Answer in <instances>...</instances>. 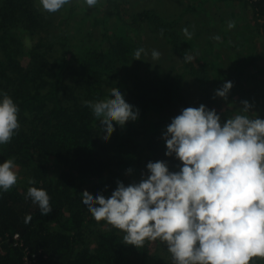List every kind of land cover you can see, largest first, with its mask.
I'll return each instance as SVG.
<instances>
[{"label":"trees","instance_id":"trees-1","mask_svg":"<svg viewBox=\"0 0 264 264\" xmlns=\"http://www.w3.org/2000/svg\"><path fill=\"white\" fill-rule=\"evenodd\" d=\"M135 4L100 0L90 8L72 0L47 13L36 0H0V91L20 109V129L0 145V163L18 165L17 183L0 193V264H23L13 233L38 253L36 264H172L159 241L125 245L122 233L91 217L81 192L109 196L117 179L138 182L149 161L165 160L177 170L160 137L183 108L205 104L226 120L247 100L250 115L264 119V53L257 48L264 0H172L162 9ZM141 47L147 55L133 60ZM188 55L195 59L185 62ZM226 81L233 83L228 100L213 98ZM116 89L140 115L124 128L114 125L104 143L101 122L84 102H105ZM32 186L50 196L48 215L25 198Z\"/></svg>","mask_w":264,"mask_h":264},{"label":"clouds","instance_id":"clouds-1","mask_svg":"<svg viewBox=\"0 0 264 264\" xmlns=\"http://www.w3.org/2000/svg\"><path fill=\"white\" fill-rule=\"evenodd\" d=\"M71 2L36 0L47 13ZM82 2L91 8L100 0ZM228 27L234 24L229 22ZM183 32L191 39L187 28ZM142 54L147 52L141 47L133 60L142 61ZM160 55L151 51L153 60ZM183 59L191 62L195 57ZM232 88L231 81L224 82L213 98L227 101ZM84 107L101 122L104 143L115 126L124 128L140 115L118 89L105 102H84ZM252 107L249 101H241L238 114L226 120L205 104L181 109L160 137L165 157L179 162L177 170H170L165 160L149 161L138 182L125 185L117 179L109 196L81 192L82 206L95 221L122 233L125 245L137 249L146 242L166 245L172 264H255L253 258L264 259V119L251 116ZM19 111L13 98L0 91V145L9 143L20 129ZM132 173V168L126 170L127 175ZM17 180L15 161L0 163V193L9 191ZM25 198L41 215L52 212L45 189L29 187Z\"/></svg>","mask_w":264,"mask_h":264},{"label":"rangeland","instance_id":"rangeland-1","mask_svg":"<svg viewBox=\"0 0 264 264\" xmlns=\"http://www.w3.org/2000/svg\"><path fill=\"white\" fill-rule=\"evenodd\" d=\"M73 1H75V2H77V1H79V0H73ZM102 1V0H101ZM134 2V4H135V2L137 3V4H135V7H139V8H142V6H146V5H148V6H157V8L158 9H162V8H164V7H166L165 5H162L163 3H165V2H167V4H170L171 2H172V0H149V1H147V0H132V3ZM155 4V5H154ZM217 5V4H216ZM220 6H222V4L220 3L219 4ZM206 6L207 7H209L210 8V10H211V12H214V11H216L215 13H217V12H219V9H217L218 8V6L216 7L215 5H207L206 4ZM218 10V11H217ZM112 18H113V15L111 16ZM94 18H92V19H90V21H92ZM231 20H233V19H231ZM88 24V23H87ZM93 26V25H92ZM95 28H99V26H97V27H95ZM236 33V32H235ZM236 36V35H235ZM260 42H258V49H260V50H262L263 51V53H264V36L262 37V36H260ZM254 70H256V69H254ZM254 75H256V73H254ZM259 77H261V75H258V78ZM263 78V77H262ZM164 248H166V247H164Z\"/></svg>","mask_w":264,"mask_h":264},{"label":"built area","instance_id":"built-area-1","mask_svg":"<svg viewBox=\"0 0 264 264\" xmlns=\"http://www.w3.org/2000/svg\"><path fill=\"white\" fill-rule=\"evenodd\" d=\"M10 240L13 246L21 248L23 264H36L38 253L31 251L28 246H25L18 233H13L10 236Z\"/></svg>","mask_w":264,"mask_h":264}]
</instances>
